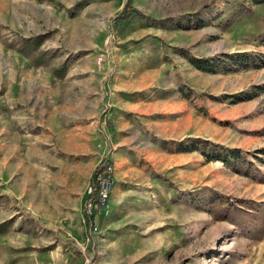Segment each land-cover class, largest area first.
I'll return each mask as SVG.
<instances>
[{
    "label": "rangeland",
    "instance_id": "374dc122",
    "mask_svg": "<svg viewBox=\"0 0 264 264\" xmlns=\"http://www.w3.org/2000/svg\"><path fill=\"white\" fill-rule=\"evenodd\" d=\"M0 230V264H264V1L0 0Z\"/></svg>",
    "mask_w": 264,
    "mask_h": 264
},
{
    "label": "built area",
    "instance_id": "2783aa9c",
    "mask_svg": "<svg viewBox=\"0 0 264 264\" xmlns=\"http://www.w3.org/2000/svg\"><path fill=\"white\" fill-rule=\"evenodd\" d=\"M115 181V164L107 157L103 168L94 176L84 203L82 221L89 222L93 231L99 229L98 217L109 212V201Z\"/></svg>",
    "mask_w": 264,
    "mask_h": 264
},
{
    "label": "trees",
    "instance_id": "16d2710c",
    "mask_svg": "<svg viewBox=\"0 0 264 264\" xmlns=\"http://www.w3.org/2000/svg\"><path fill=\"white\" fill-rule=\"evenodd\" d=\"M256 2H263L264 0H255ZM127 11V6H125L121 12V14H125ZM169 19V18H166ZM44 36L39 34L36 36H29V37H24L23 42H24V46L20 47L19 49L21 50V52L28 54L29 56H33L31 57L33 63L35 65H40L42 63H46L49 61V59H51L53 57V54L50 55V58L47 57L46 55H48L46 50H40L38 49L39 45L43 42ZM46 56V57H45ZM48 58V59H47ZM193 63H195V65H197L199 68H203V69H209L210 67H208V65H206L207 63H204L205 61H207L206 58H197V59H193L192 60ZM66 68H67V60L63 62L62 66L59 67L55 73L58 76H63L66 72ZM218 145V144H217ZM220 158V157H217ZM107 158H103L98 165L96 166L93 174H92V178H94V176L96 175V173L103 168V166L106 163ZM2 225L4 226V222H1ZM1 231V230H0Z\"/></svg>",
    "mask_w": 264,
    "mask_h": 264
},
{
    "label": "crops",
    "instance_id": "0c3cea01",
    "mask_svg": "<svg viewBox=\"0 0 264 264\" xmlns=\"http://www.w3.org/2000/svg\"><path fill=\"white\" fill-rule=\"evenodd\" d=\"M126 152H127V150L124 147L119 146L117 148V150H114V151L111 152V154H110V157H112L111 160L115 163L114 160L116 159V163H117V160H119V157L120 156L123 157V156H126L127 155Z\"/></svg>",
    "mask_w": 264,
    "mask_h": 264
}]
</instances>
